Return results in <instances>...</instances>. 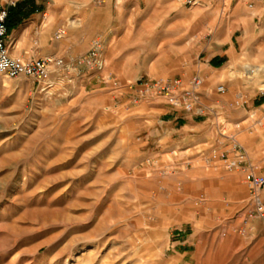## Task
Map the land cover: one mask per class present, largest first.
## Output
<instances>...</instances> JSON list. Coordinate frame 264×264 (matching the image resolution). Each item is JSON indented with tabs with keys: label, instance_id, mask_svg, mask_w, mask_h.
Returning a JSON list of instances; mask_svg holds the SVG:
<instances>
[{
	"label": "rangeland",
	"instance_id": "374dc122",
	"mask_svg": "<svg viewBox=\"0 0 264 264\" xmlns=\"http://www.w3.org/2000/svg\"><path fill=\"white\" fill-rule=\"evenodd\" d=\"M241 2L254 39L236 34L216 82L202 74V102L222 114L191 128L164 102H132L137 80L188 83L234 34ZM260 2L40 0L55 24L49 80L0 74V264H264V220L220 134L264 176V123L249 112L264 93ZM93 40L106 68L76 70Z\"/></svg>",
	"mask_w": 264,
	"mask_h": 264
},
{
	"label": "built area",
	"instance_id": "2783aa9c",
	"mask_svg": "<svg viewBox=\"0 0 264 264\" xmlns=\"http://www.w3.org/2000/svg\"><path fill=\"white\" fill-rule=\"evenodd\" d=\"M18 2L19 0H6L4 5L0 6V74L12 79L26 77L39 83L47 82L54 64L53 58L23 59L14 57L11 54L10 46L6 42L8 35L6 22L9 10L11 7L16 6ZM65 34L66 31L60 37ZM79 68L103 72L106 68V60L104 58V44L101 40L92 42L89 52L79 59L76 70ZM125 87L132 93V102L135 104L143 101L164 102L175 109L182 110L187 115L209 114L215 116V118L218 117L215 108L205 106L202 102L204 78L200 75L193 76L188 83L182 79H140L135 83L127 84ZM217 92L224 95L226 87L224 85L218 86ZM218 125L222 126L223 124ZM220 134L232 143V152L238 154L237 157L231 159L227 152L222 153L221 157L224 159L226 169L229 171L244 170L253 212L259 219L264 220V176L258 174L256 169L247 161L246 150L234 137L226 136L225 133Z\"/></svg>",
	"mask_w": 264,
	"mask_h": 264
},
{
	"label": "crops",
	"instance_id": "0c3cea01",
	"mask_svg": "<svg viewBox=\"0 0 264 264\" xmlns=\"http://www.w3.org/2000/svg\"><path fill=\"white\" fill-rule=\"evenodd\" d=\"M6 0H0V6L4 5ZM260 0H256V11H262V4L259 3ZM26 2V9L31 10L33 8H37V12L30 17V19L26 20L23 24H21L17 29L12 31L11 33L8 32L6 42L11 48V54L14 57H19L23 59H30L36 57H51L53 54L52 48L48 49L52 45L53 41V31L55 30V24H48L46 18L44 21L41 19V12L46 14L45 10H42L39 7L40 0H19L18 4H22ZM17 4V5H18ZM16 5V6H17ZM14 6V7H16ZM12 8V7H11ZM261 9V10H260ZM42 10V11H41ZM252 12L248 9L242 2L238 4L236 9L232 13V21L236 29L234 30V34L230 35V39H226L223 41L217 40L216 47L220 49V51L214 55L204 57V62L201 63L200 70L196 75L202 76L205 75L206 79L209 80L210 84L213 81H217L219 76L216 74L217 71H220L225 64H229L235 61L236 55L238 54V48L240 43L237 40L236 34L239 32L243 33V43L245 46H248L251 41L254 39V34L252 33L251 23H250V16ZM45 16V15H44ZM65 16V15H64ZM258 14H256V17ZM247 34V35H246ZM250 34L252 35L253 39H250ZM59 39L64 38L58 36ZM94 41V40H93ZM46 48L45 52H38V49ZM44 53V54H43ZM41 55V56H36ZM45 55V56H42ZM203 77V76H202ZM204 78V77H203ZM215 107V106H214ZM173 108V107H172ZM167 109V108H166ZM163 107L162 110H165ZM216 109V107H215ZM172 110L179 111V109L173 108ZM217 114H222L220 109H216ZM250 113H253L256 116V122L262 121V125L264 123V93L258 95L256 99L253 101V106L250 108ZM166 115H173L174 113L166 112ZM248 113V111H246ZM192 116H184L181 118L182 121L180 122L183 124L184 127H187L188 124H191V128H195L197 125L201 124L200 122L195 121ZM198 119V118H197ZM259 150V147L256 151ZM237 157L238 154L230 152L229 156ZM258 156H256L257 159ZM247 161L256 169V166L252 162L250 155L247 154ZM263 172V171H262ZM263 197H264V190H263Z\"/></svg>",
	"mask_w": 264,
	"mask_h": 264
},
{
	"label": "trees",
	"instance_id": "16d2710c",
	"mask_svg": "<svg viewBox=\"0 0 264 264\" xmlns=\"http://www.w3.org/2000/svg\"><path fill=\"white\" fill-rule=\"evenodd\" d=\"M25 4L26 2L18 4L16 7L10 8L6 22L9 33L17 29L21 24L30 19V17L37 12L36 6L31 10H27Z\"/></svg>",
	"mask_w": 264,
	"mask_h": 264
},
{
	"label": "bare ground",
	"instance_id": "6f19581e",
	"mask_svg": "<svg viewBox=\"0 0 264 264\" xmlns=\"http://www.w3.org/2000/svg\"><path fill=\"white\" fill-rule=\"evenodd\" d=\"M263 71H264V69H263Z\"/></svg>",
	"mask_w": 264,
	"mask_h": 264
}]
</instances>
